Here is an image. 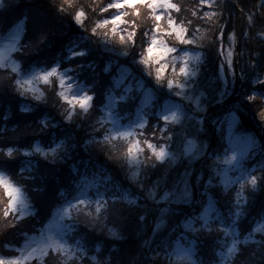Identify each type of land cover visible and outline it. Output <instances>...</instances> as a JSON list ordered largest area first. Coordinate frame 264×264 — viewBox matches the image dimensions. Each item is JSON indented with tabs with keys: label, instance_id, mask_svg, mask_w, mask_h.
<instances>
[{
	"label": "trees",
	"instance_id": "obj_1",
	"mask_svg": "<svg viewBox=\"0 0 264 264\" xmlns=\"http://www.w3.org/2000/svg\"><path fill=\"white\" fill-rule=\"evenodd\" d=\"M174 1L179 5V9H173L171 17L177 20V23L185 24L188 28L187 35L197 43L181 44L173 37L169 42L177 47L191 48L202 53L197 65L198 75L191 80L189 89L192 93L201 94L205 106L203 109H193L192 102H186V114L178 122H165L160 119L163 102L171 96L165 85L171 77L172 70L168 68L158 83L153 64L145 65L140 60L147 51L148 34L155 28L156 23L155 20L150 22L151 18L145 14L149 9L146 5H138L139 14L135 9H126V22H122L117 28L118 34L113 35L111 25L99 24L101 20L112 15L109 13L110 9L101 11L102 8H107L112 0H3L0 4V36L15 26L19 27L21 39L16 41L12 55L21 66L23 64L24 69L28 70L40 64L49 66L59 62L62 68L68 67L71 73L84 83L86 89L95 92L93 105L88 112H83L79 105H76L72 121L67 122L64 121L63 116L67 115L72 105L60 96L54 102L56 98L54 93L61 92L56 80H54L56 83L50 80V83H42L40 91L44 94L43 98L35 100L33 94L21 95L22 89L13 82L14 78H17L13 68L0 65L1 79L5 69L9 72L12 70L15 74V77H11V87L5 86L0 80V147L10 144L19 146L17 140L21 136L29 141L26 143L27 146L35 145L37 139H41L43 146L47 147L54 146L62 139L66 141V150L63 147L58 150L59 156L55 161L50 162L51 168L54 165L57 169L49 177L47 181L49 186L44 189V197L40 202L33 193L35 189L30 184L29 177H20L21 168H19L20 163L23 162L20 160L26 158L23 168L35 169V153L30 157L22 155L23 158L15 162L10 161V158L0 160V169L24 189L31 198L34 209L17 221L15 217L19 214L10 209L6 200L9 198L7 190L4 188L0 190V197L2 193L5 197L4 203L0 198V258L5 260L4 257L8 254L17 253L15 249L21 246L30 234L39 233L51 220L57 206L69 201L74 203L76 198H80L77 197V193L85 188L87 183V195L94 194L91 198L95 199L96 195L99 198L102 195L103 199L111 200V197L117 196L119 199L111 201L122 202L123 208L121 214H115L113 225H109L110 218L104 220L109 224L99 227L95 233L97 238L95 242L93 237L89 239V228L85 231V223L80 219H72L74 222L72 240L76 238L84 240L82 243L85 249V241L88 240L90 248L97 251L99 264H173L169 253L172 252L176 241L180 237L184 238L181 232L182 220L193 212L194 207H200L198 201L206 205L210 197L215 198L213 224L219 230L222 229L219 227V221L233 225L227 193L220 191L218 184H209L208 188L200 190L198 196H194L193 203L175 201L169 205L167 202L166 214L163 216L164 223L160 227L156 226L155 219L151 226L152 219L158 218V212L156 214L154 210L158 206V200L153 195L155 191L161 199L165 190L171 191L174 177L181 178V172L186 169L192 170L196 178L198 174L208 169L201 167V165L208 167L207 155L202 156L205 160L192 161L189 155H186L187 145L190 139L194 138L201 142V146L207 144L212 153L222 152L229 146L224 132L228 114L236 115L238 132L255 136L259 148L256 149L255 156L258 158L264 155V120L259 115L264 110V96H262L264 84L254 83L255 79L264 80V36L260 35L264 33V0H213L209 5H201L200 0ZM61 5H63L62 10ZM80 11L85 14L81 18L84 21L83 26L75 20L76 13ZM205 11L212 15L204 16ZM248 15L253 17L251 23L247 20ZM164 19L166 20L163 23L167 24L168 18L164 17L162 20ZM162 20L160 23L164 25ZM221 25L224 26L223 53L218 51L219 45L214 44L211 39L215 37ZM92 27H97L96 33L91 32ZM132 28L136 31L135 43L132 44L128 40L121 41L120 34L127 36ZM233 30L236 31V35L238 30V35L230 42L228 33ZM244 32L248 35L244 36ZM161 34L165 33L161 32ZM42 35L45 39L41 41ZM78 48L83 49V53L70 56L69 51H77ZM229 49L235 50L237 59V66L234 62L235 77L225 58V53ZM125 50L128 52L125 53ZM257 53L260 55L257 56ZM253 59L257 61L255 67L250 63ZM222 63L223 69L220 68ZM106 66H108L107 71H105ZM121 66L127 67L128 72L121 86L117 88L115 77L119 75ZM242 71L243 78L240 76ZM126 84L132 89L123 100L117 102V114L124 121L132 118L140 106L143 87L151 89L153 99L146 107V115L152 123L155 121L157 124L152 126L154 128L152 133L141 134L140 139L143 142L151 139L153 143H168L169 148L175 150L179 156L176 161L170 159L157 161L145 144V149L148 151L146 155L152 156L153 160L150 163H144L142 160L140 176L136 180L129 175L128 156L120 154L126 147L120 143L117 145L119 151L113 152L106 150V145L102 142L103 135L109 130V125L104 124L106 119L103 115L105 111L103 105L110 93L123 94ZM140 86L142 88H139ZM254 91L258 94L252 102L247 96ZM36 95H40V92ZM22 104L30 108L29 113L21 112ZM24 115L31 117L25 118ZM42 120L47 121L46 126L41 123ZM20 122L22 126L18 129L24 130L23 135L14 132L12 128ZM165 123L168 127L162 135L166 137L168 132H172V138L167 141H157L153 133L161 135L160 130ZM97 137L101 138V142H97ZM251 160L253 158L248 157L244 161ZM196 178H193V188L197 185V182L194 183ZM212 178H216L214 174ZM119 189H122L123 193L126 191V197L121 195ZM6 211L9 212L8 215H5ZM245 212V216L239 222V227L242 225V228L249 222L252 227L253 221L264 216V182L259 184L255 195H250ZM195 215L197 212L189 216ZM67 221L70 222L71 219L67 218ZM110 229H114L116 234H111ZM225 229L223 227L222 231ZM78 232L83 235L78 236ZM200 233L202 237L195 238V243L199 242L194 244L197 248L193 260L197 264H217L216 250L212 247L205 248L202 241L204 234L201 231ZM253 233L255 232L252 231L250 234ZM188 237L193 240L189 233ZM244 239L246 237L242 239L243 242ZM255 240L258 244H262L264 234L261 237L255 235ZM209 243L213 244L214 241L211 239ZM254 245L257 246V242ZM47 251L48 255L43 256L42 259L41 256H35L20 264H55L49 258L52 253H56L55 250ZM93 255L88 253L90 260L83 264H97V261L91 260ZM78 257L79 252H77ZM73 259L67 258V264H81ZM57 262L64 263L65 258L58 257ZM178 264H192V260ZM254 264H264V251Z\"/></svg>",
	"mask_w": 264,
	"mask_h": 264
},
{
	"label": "rangeland",
	"instance_id": "obj_2",
	"mask_svg": "<svg viewBox=\"0 0 264 264\" xmlns=\"http://www.w3.org/2000/svg\"><path fill=\"white\" fill-rule=\"evenodd\" d=\"M211 1H213V0H211ZM112 2H114V0H112ZM173 2L175 3L174 0H173ZM157 11L165 12V16L164 17H166V18L171 16V13H173V9H157ZM119 12H120L119 9L115 10L113 8V9L109 10V13H112L111 16L116 15ZM152 12H153L152 9H148L145 12V14L149 15V17L151 18L149 20L150 22H154V17L152 15ZM110 17H107V18H110ZM165 20L166 19L162 20V23ZM176 23H177V20H176ZM121 24L118 25V27H120ZM177 24H179V23H177ZM164 25L167 26V24H164ZM154 26H155V24H154ZM19 34H20L19 27L15 26L11 30H9L8 32H6L5 34H2L0 36V59H2V63H0V65H6L5 67H9L10 69H12L18 64L19 67H20V72L19 73L14 72L17 75L18 79H20L23 82V81L27 80L32 75L33 71L36 70V69H39V70L43 71V70H47L50 67L55 66L57 63L60 65L59 62H55V63H53V64H51L49 66H47L46 64H40V65H36V66H34V67H32L31 69H28V70L24 69L22 67L23 64L21 66L20 65L21 63L19 64L17 62V60L14 58V56L12 55V52L15 50V44H16V41H17L15 39V37L17 35H19ZM156 34L157 33H156V29L155 28L152 31L150 30V32L148 34L149 43H151L153 36L156 35ZM160 35L163 36L165 42L170 47L175 48L176 51L171 52L168 55L164 56L160 60L159 63L157 62V60L153 59L152 62H151V65L153 64L152 66L155 67V69L161 67V65H166V67L164 68V72L168 68H170L172 70V74H171L170 79L179 80L182 83L187 81L189 83V85H191V79H189L188 77H184L178 71V65H182L183 61L182 60L181 61H173L171 59V57L172 56H181L184 51H188L189 53L194 54L195 52H197V50L191 49V48H183L181 46L177 47L175 45H172L169 41H170L171 37H173L176 40L174 34H172V35L166 34L167 35L166 36L165 34L162 35L160 33ZM168 35H169V39H168ZM176 41H178V40H176ZM80 49L81 48H78L77 51H79ZM232 50L234 52L232 67L236 68L235 64L237 66V59H236V55H235V50L234 49H232ZM225 58H226V61H227L228 52L225 53ZM199 61H195V60H191L190 59V61H189L190 67H193V68H195L197 70V65H198ZM234 62H235V64H234ZM119 68H120L119 69V75L122 72L126 75V73L128 72L127 67L121 66ZM64 69L68 70L67 74H69L72 77V79L75 81V83H74L73 89H69V88L66 87V85L68 83H73V81H65V86L64 87H61L60 84H59V86L61 88V89L59 88L60 89L59 91H63L66 94H68L69 96H72V95L77 94V92L86 89V86L84 85V83L79 81L78 78L75 77L71 73V71L69 70L68 67L62 68L60 66V70L61 71H64ZM3 71H4L3 74H2L3 75V77H2L3 80L1 79V77H0V80H1V82H3V84L5 86L11 87V77H15V74L12 72V70L10 72L7 69H5ZM54 80H56L57 83H59V76L54 75L53 77L50 78V81L56 83ZM42 83H45V81L43 79H40V80L34 82L35 87H37L38 89H40V86H41ZM81 85H83V88L80 87ZM144 89L149 90L151 92L152 96H153V93H152L151 89L143 87V90ZM22 91L26 95H28V94L32 95L33 94L31 92V90H30V86H28V85H25L24 88L22 89ZM175 92L183 93V95H175ZM58 93L59 92H55L54 93L56 95V98L54 99V102H55L56 99L60 98ZM169 93H170L171 96H169L168 97L169 99H167V100H165L163 102L162 108L160 109V115L161 114H167L166 112L162 113L163 110H164L166 102H167V106H168L169 111H175L177 109V106H178L179 111H180V115H181V119L186 114V104H185L186 102H188V101L192 102L191 104H192V108L193 109H199V108L203 109L205 107L204 104L202 103L201 94L200 93L199 94L198 93H192L191 90L189 89V87L186 88V89H180L178 87V85L174 84L172 90L169 89ZM113 94L117 95V93H113ZM35 95H36V93H35ZM29 97L32 98L31 96H29ZM52 98H48V99H52ZM93 102H92V105H93ZM107 103H108V99H107L106 103L103 105V108H105ZM116 107H117V105H116ZM116 107L114 109V112H115V116L118 118V127H121V126L131 127L132 133L134 134L132 136V139H138V140L141 141L142 152L139 154V163L132 162L131 159L128 157V161H129L128 165H129V169H130L129 170V175L134 180H136L137 177L140 176L139 175L140 174V165L142 163V160H144V156L148 153L147 149H145L146 145L140 139V136H141V134H146V133H149V132L152 133L154 131V128L152 126L157 124V122L153 121V123H152L150 118H148V123L145 124L144 127H139L140 121H139L138 116H137V111H136L135 115L132 118H130L129 120L124 121L117 114ZM23 113H29V112H23ZM103 115L105 116V119H107V113L105 111L103 112ZM24 116H25V118H30L31 117L30 115H24ZM229 125H232V129H233V136H232L233 142L237 143L240 148L245 149V150L248 151L243 156V158H241V160H240L241 167L239 169H237L235 167L234 163L233 164H229L228 163V158L231 156V150H228V149L231 148L230 144L222 152L219 151V152H217L215 154V153L211 152V150L209 149V146H206L207 144H205L204 146H201V142L200 141L195 140L194 138H191L189 143H188V145H187V148H186V153H187L186 155H189V158L192 161L195 160V159H197V161H199V159L200 160H205L204 158H202V156L203 155H207V160H208L207 165H208V167L204 166V165H201V167L202 168H208V169L204 170V172H201L200 174H198L199 176H197V178H196V176L194 177V174H192L193 172L190 169H186L184 172L182 171L181 172V178H180V176L174 177L173 183H172V186H171V191L170 190H165V193H168L169 195L163 200L158 198L156 192L154 191L153 197H155L158 200V203H157L158 204V206H157L158 209L156 208L154 210L156 211V214L158 212V214H157L158 218H157V220H156V217L152 219L151 226L153 225L154 219L156 221V226L157 227H160V226L163 225V223H164L163 216L166 214V209H167L166 205L168 204L167 202H169V205L172 204L175 201H180V202H183V203L186 202L188 204H190L191 202L193 203L195 197L198 196V192L200 190H203L205 187L208 188L207 185H209V184H216V185L218 184L219 190L220 191L222 190V192L227 193L228 208H229V211L232 214V223L231 224H233V219H234V216H233V213H234V204H233L234 191H235V188H238V185L233 186L232 188L226 189L225 186L222 183H220V180L223 178V173L225 171H227L229 176H235V175H240L242 172H245V171H248V170H252L254 172H264V167H262V166H264V155L262 157H258V158L255 156L256 155L255 154L256 149L258 148V146H257L258 143H257L256 138H255L254 135H252L250 133H241V132H238L236 130V115L235 114H230V115L228 114L227 121H226V123L224 125V128H225L224 132H225V136H226V139H227L228 142H229V138H228ZM20 126H22L21 122L17 126H13L12 128H13L14 132L21 133L23 135L22 132L24 130L21 131V130L18 129ZM118 130L123 131L124 129H118ZM106 134L113 135V139L111 141H109L108 143H105V145H106L105 149L106 150L117 152V151H119V149L117 147L118 144L122 143L124 147H126L128 145V139H126L124 137L115 138V136H114V134L112 132V128L110 126H109V130L106 132ZM37 140L38 141H36L35 144H39V145L43 146L42 140L41 139H37ZM27 142H29V141L25 140L24 136L19 137L18 140H17V144L20 147H26L27 146L26 145ZM43 147L47 148V146H45V145ZM168 150L171 151L174 154V158L173 157H168L166 159H170V160L176 161L178 159V157H179L178 154L176 153V151L173 150L172 148H168ZM258 150H259V148H258ZM150 152H151V150H150ZM22 155L23 154H20V155L14 157V158H10V161L15 162V160L23 158ZM152 155L155 157L154 153H152ZM58 156H59V154L55 158H57ZM248 157L253 158V160L244 161ZM25 160H26V158H23L20 161L25 162ZM52 160H53V157L51 156V154L46 159V158L40 156L39 153H37V154L35 153L34 162L36 164V168L33 169V170L31 168L28 169V170L24 169V171L21 172V175H20V177H22V176L29 177L30 184L35 189V191L33 193L36 195V197H37L39 202L44 197V194H43L44 189L49 186V185H47L49 183V182L47 183L49 177L57 169V168H55L54 165H53V168H51L50 162ZM23 162L20 163L21 167H19V168H23L25 166V164H23ZM137 172H138V175L134 176L133 173H137ZM218 172H219L220 175L217 174ZM0 173H3V177L2 178H3V180L5 182H9V183H11L14 186L21 187L19 184L15 183L13 180H11L9 178V176L3 170L0 169ZM212 173L215 175V177L217 179L216 178L215 179L212 178L213 177ZM193 178H196V181L194 183L197 182L196 183L197 185L196 186L194 185V188H193V181H194ZM209 180H211V183H209ZM261 182H264V175H262L261 180L259 181V184ZM44 184H46V185L43 186L41 190H39V188L42 185H44ZM259 184H258V186H259ZM87 187H88V183L86 184V187L83 188V190H84V192L86 194L79 196L80 197L79 199L83 200L85 202L80 204V205H77L75 208H73L71 210L72 211V218H70L71 219L70 222L67 221V218H65V221H64V223L67 225V228L63 229L64 230V237L63 238L67 240L66 242L68 244L72 245V250L73 251H76L77 248L83 246L82 242H84V240L79 239V238H76V240H74V241L72 240V235H73L72 231L74 229L73 228L74 222H72V219L74 220L76 218L77 220L80 219L82 222H84L85 225H86L85 231H88V228H89V231H88L89 239L91 237H93V242H95L97 240V238L95 236L96 235L95 234L96 231L99 229V227H103L100 221H97L95 227H90L89 226V224L93 220H95L96 215L100 216V220L103 221V224H107V223L109 224L108 221H106V222L104 221V217L105 216L107 217V219L110 218L111 222H110L109 225H113V222L115 221V217H114L115 214L116 213L121 214V210L123 209L121 207L122 202H116V201L114 202V201H111L112 199L111 200H108V199L101 200L100 197L98 198V195H96L95 199L91 198V196H93L94 194L87 195V190H88ZM101 188L103 189V186ZM194 189H195V191H194ZM0 190H3L2 186H0ZM119 190H120V192L123 191L122 189H119ZM256 190H257V188L252 190L250 188V186H246L245 193H246V195L248 197V200H247V203L245 205L244 212L240 215L239 219L236 220L235 224L230 226V223H226L224 221H219L218 222L220 224L219 227L220 228L222 227V229H223V227L224 228H228L229 226L237 229L238 235H235V236L232 233H227L226 234L225 230L224 231H222V229L219 230V228L216 227L215 224H213L212 220L210 222V227H211L212 231H208L206 228H201L200 224L202 223V221L199 220V214L203 212L205 205L201 204V202L198 201L200 207L196 206L193 209V212H195V213L197 212V215L189 216L191 213H193V212H191L190 214L187 215V217H185L182 220L181 232L184 235L185 239L184 238L181 239V237H180V239H178L176 241L175 246L172 249V252H173V250H176V249H178L180 247L188 248L190 246L193 247L194 250H196L197 247L194 244H198L199 241H197L195 243V238H198V236H199V238L202 237L201 233H200V231H201L204 234L202 241H203V245L205 246V248L206 247L207 248L212 247L213 250H216V252H217V256H216L217 264H254V263H256V261L258 260L259 256L264 251L263 250L264 249V242H262V244H260V243L258 244V241H256L255 239L254 240H249L247 242H243L242 239L247 237L253 231L254 228H257V226H259L260 230L255 231V233H253L252 235L254 237H255V235L261 237L264 234V216L259 217L255 221H253L252 225H251L252 227H250V223L251 222L247 223L243 228H242V225L239 227L240 220H242L243 217L246 214L245 211L247 209V205H248V201L250 199V195H255V191ZM22 193H23L24 197L27 198V200H28L29 213H31L34 210L33 206H32L33 202L31 200V198L26 194V192L24 191L23 188H22ZM165 193H164V195H165ZM1 195H2V197H0V198H1L2 202L4 203V201H5L4 198L5 197L3 196V193ZM121 195L126 197V191H124V193L122 192ZM6 200H9V198H7ZM211 200H212V203H213L214 208H215V198H211ZM97 201H99V203L101 205H104V207H102L100 209L99 213L96 212ZM69 202H72V201H69ZM66 203H68V202H66ZM66 203H63V204L57 206L56 209H55V213L53 214L51 220L48 221V223L41 229V231L39 233L30 234L28 236V238L24 241V243L21 246H19L17 249H15L17 251V253L8 254L7 256L4 257L5 260L9 261L13 257H20L21 258L20 259V263H22V262H24V261H26L28 259L34 258L35 256H41L40 254L45 250L44 249V245L49 243V238L50 237H54V238H57V239L59 238L57 233H58V231H60L62 229V225H58L56 223V220L58 219V217H57V209L60 206L66 204ZM13 210L17 211L16 209H13ZM18 214H19V212H18ZM189 218L195 219L197 221V223L195 225L196 228L198 229L197 232H192L190 229H186L185 224H186V222L189 221ZM221 225H223V226H221ZM91 228L93 230H91ZM188 233L192 235L194 241L191 238L188 237ZM70 234H71V237H70ZM77 235L78 236H82L83 234L78 232ZM234 238L240 241V243L237 245V247L239 248V251L238 252H234L233 254H229L227 250H228L229 247H231L232 240ZM211 239L214 241L213 244L209 243V240H211ZM216 241H217V243H216ZM61 242L64 243L65 241H61ZM75 242H77V243L79 242V243L77 244ZM255 242H257V246L254 245ZM85 246H86L85 250L89 254H94V255L97 256V253H96L97 251L94 248H90L88 240L85 241ZM33 249H36V251L33 252L32 251ZM30 253H31V255H30ZM88 253H87V256L83 257V262H86V261L90 260V258L88 257ZM195 254H196V251H194L193 256H195ZM79 256H80V253H79ZM24 257H28V259H24ZM58 257L65 258V260H67V258H68L63 250H61L60 252L52 253L49 256V258L52 261H54L55 264L56 263L57 264L58 263L64 264V263H61V262H57V258ZM73 260H76V261L80 262V259H78V258H74ZM185 260H188V259L187 258H183L180 261H177L176 260V255H174V254L171 255V262L173 264L183 263Z\"/></svg>",
	"mask_w": 264,
	"mask_h": 264
},
{
	"label": "snow or ice",
	"instance_id": "obj_3",
	"mask_svg": "<svg viewBox=\"0 0 264 264\" xmlns=\"http://www.w3.org/2000/svg\"><path fill=\"white\" fill-rule=\"evenodd\" d=\"M3 3V0H0V4ZM201 5H209L211 4V0H200ZM138 5H146L149 9H152V15L154 17V20L156 21L155 23V29H156V35L153 36L152 42L148 44L147 47V52L145 55L140 57V60L143 62L145 65H150L152 62V53L159 51L162 53L163 56L168 55L171 52L176 51L175 48L170 47L164 40L163 36L160 35L161 32L165 34H174L176 40H178L181 44H196L197 41L194 39H191L187 33H188V28L185 24H177L176 21L169 16L167 19V26H164L160 23V21L163 19L165 16V12L163 11H157V9H179V5L173 2V0H114V2L109 3L107 5V8H102L101 11H107L108 9H119L120 12L116 15L111 16L110 18L103 19L99 22L101 26H107L111 25V32L113 35H117L118 31V25H120L122 22L125 21V16L127 15V12L125 11L126 9L132 8L135 9L136 13L139 14V7ZM61 10L63 9V5L60 6ZM84 12L80 11L77 12L75 15V20L83 26L84 21L81 19L84 16ZM212 13L205 11L204 16H210ZM247 20L249 23L252 22L253 17L252 15H248ZM134 23V21H133ZM92 33L97 32V27H92L91 28ZM244 36H247L248 33L244 32ZM261 36H264V33H260ZM228 37L230 42L235 40L236 37V31L233 30L232 32L228 33ZM223 38H224V26L221 25L217 34L215 37L211 38L212 42L214 44H218V51L223 53L224 51V44H223ZM17 41L21 39L20 35H17L15 37ZM45 39V36H41L40 40L42 41ZM136 39V31L134 28L130 29L127 36L124 34H120V40L121 41H130L132 44L135 43ZM39 43V41H37ZM235 45L233 44V47ZM21 51L23 50L22 48L20 49ZM83 49H80L79 51H74L70 50L69 54L70 56H77L83 53ZM128 51L125 50V53ZM257 56L260 54L257 53ZM233 56L234 52L232 49H229L228 51V59H227V64L229 69L232 72L233 77H235V68L232 67L233 65ZM179 59L183 60L184 63L179 67V73L183 76H191L195 77L197 75V70L193 67H190L189 61L195 60L199 61L202 58V53L197 51L194 54L189 53L188 51H184L181 56L178 57ZM0 63H2V59H0ZM252 67H255L257 65V61L255 59L250 61ZM220 68H224V64L222 63L220 65ZM108 70V66L105 67V71ZM68 71L67 69H64L62 72L60 70V65L57 63L55 66L48 68L47 70H39L36 69L33 71L32 75L25 81H21L18 78H14L13 82L19 86L20 89H23L25 85L30 86L31 92L34 94V99L35 100H41L43 98V92L40 91L37 87H35V84L32 83L33 81H38L40 79H43L44 81H49L51 77L54 75L59 76L60 82L63 83L64 81V72ZM13 72L19 73L20 72V67L17 64L13 68ZM164 75V70H160L159 68L156 69L155 72V77L157 82H160L161 77ZM124 76L125 74L122 72L119 76L115 77V86L119 88L124 81ZM240 76L243 78L244 73L243 71L241 72ZM225 81H227V77H225ZM255 84H264V80L260 79H255L254 80ZM179 85L180 88H184L185 85L184 83L180 82L179 80H174V79H168L167 80V85L169 88H173V85ZM83 88V85L80 86ZM89 88L91 87L90 85L88 86ZM139 88H142L140 86ZM131 87L128 86L127 84L124 85V94L121 95H116L113 93H110L108 96V103L105 106V112L107 113V119L104 121V124L109 125L112 128V132L114 136L116 137H124L128 139V149L126 152L120 153L121 155H126L128 156L132 162L139 163V151H140V141L138 139H132L133 133L131 130V127L127 126H121L118 127V118L115 116L114 109L117 105V102L123 100L125 98V95L131 91ZM40 92V95H35V93ZM24 92H21V95H23ZM257 92H252L251 95L247 96V99L249 101L254 102L256 97H257ZM61 95L64 96V98L67 100L69 98L68 94L65 92H62ZM83 102H82V107L86 109H90L92 107V102L93 98L92 96L87 93L83 92ZM177 95H183V93L178 92ZM261 95V94H260ZM264 96V95H262ZM153 99V96L149 90L144 89L143 90V95L140 99V106L137 109V116L140 121L139 127H144L145 124L148 123V116L146 115V107L151 104ZM20 110L21 112H28L30 111V108L26 107L25 105H20ZM166 112L167 114H161L163 117L164 121H173V122H178L181 120V115L179 108L177 106V109L175 111H169L167 102L165 103V107L162 113ZM260 118L264 120V110H262L260 113ZM67 119H71V117L66 116ZM42 124H45L47 121L42 120ZM104 124L101 125V127L104 126ZM118 129H124L123 131H120ZM233 136V129L232 125H229L228 128V138H229V144L231 145V148L228 150H231V156L228 158V163L229 164H235V167L239 169L241 167L240 160L243 158V156L248 152L245 149H242L239 147L237 143H234L232 140ZM113 139V135L110 134H105L102 137V142L106 143L109 142ZM97 142H101V138H96ZM86 143H91V141H86ZM149 146L152 148L153 153L155 154V157L157 160H162L164 161L168 157H173L174 154L168 150V148L165 147H157L154 143L149 142ZM64 148L66 150V141L65 140H60L58 144L55 145V147H43L39 144H35L32 146H26V147H19L17 145H7L4 147H0V160L2 159H9V158H14L20 154H23L24 156H32L34 153H39L40 156L44 158H48V156L51 154L53 157L52 161H55V157L58 155V150L61 148ZM227 151V150H226ZM62 158V157H61ZM264 167V166H262ZM21 172L24 171V168L20 169ZM218 175L219 172L217 173ZM0 175H3V173H0ZM134 176L138 175L137 173H133ZM262 175H264V172H254L252 170H248L245 172H242L240 175H235V176H229L228 172L225 171L223 173V178L220 180V183H222L226 189L232 188L233 186L238 185V188H235L234 191V219H233V224H235L236 220L239 219L240 215L244 212L245 210V205L247 203L248 197L245 193V188L246 186H250L252 190L256 189L258 187L259 181L261 180ZM209 183H211V180H209ZM6 185L11 189L8 193L9 197V206L10 209H16L19 212V215L15 217L17 221L25 217L26 215L29 214V204L27 198L24 197L22 193V188L19 186H14L9 182H6ZM86 193L84 192L83 189H80V191L77 193V197L80 195H85ZM169 194L165 193L161 199H165ZM100 199L103 200V196H100ZM112 200H117L119 197L113 196L111 197ZM85 201L80 200L79 198L75 199V203L68 202L62 206H60L57 209V217L58 219L56 220V223L58 225H62V229L58 231L57 235L59 238H54L50 237L49 238V243L44 245V251L40 254L41 259L43 256L48 255V249H54L56 252H60L61 250L64 251V253L67 255L69 259L71 258H77V252L80 253V256L78 259H80L81 264H83V257L87 256V251L83 246L77 248L76 251L72 250V245L68 244L66 239H64V230L67 228V225L64 223L65 218H72V209L75 208L77 205H80L84 203ZM104 207V205H101L99 201H97V209L96 212L99 213L100 209ZM215 211L214 205L212 203L211 197L209 198L208 203L204 206V210L202 213L199 214V220L202 221L200 224L201 228H206L208 231H212L210 227V222L212 220V213ZM9 212L6 211L5 215H8ZM107 217H104V220H106ZM97 221H100L101 224L103 225V221L100 220V216L96 215L95 220H93L89 226L90 227H95ZM196 223L197 221L195 219L189 218V221L186 222L185 227L186 229H190L192 232H197L198 229L196 228ZM223 226V225H221ZM260 230L259 226L257 228L253 229V232ZM226 234L227 233H232L234 236L238 235L237 229L233 227H228L225 229ZM110 233L115 235V230L110 229ZM255 237L252 234H249L245 242L248 240H254ZM61 241H65L62 243ZM79 243V242H78ZM240 243L239 240L233 239L231 247L228 248V253L233 254L234 252H238L239 248L237 245ZM33 252L36 251V249L32 250ZM194 248L193 247H188V248H183L180 247L176 250H173L172 253H169V255H176V260L180 261L183 258H187L188 260H192V264H197L195 260H193V253H194ZM31 255V253H30ZM20 257H13L9 261H5L3 258H0V264H20ZM24 259H28V257H24ZM92 261H97V264H99V261L97 260V256L93 255L91 256ZM64 264H67V260H65Z\"/></svg>",
	"mask_w": 264,
	"mask_h": 264
},
{
	"label": "clouds",
	"instance_id": "obj_4",
	"mask_svg": "<svg viewBox=\"0 0 264 264\" xmlns=\"http://www.w3.org/2000/svg\"><path fill=\"white\" fill-rule=\"evenodd\" d=\"M151 42H152V41H151ZM147 47H148V46H147ZM163 57H164V56H163L162 53L159 51V49H157V51H155V52L152 53V60H153V59H154V60H157L158 63L160 62V60H161ZM178 57H179V56H172L171 59H172L173 61H181V59H179ZM182 61H183V60H182ZM183 63H184V61H183ZM183 63H182V64H183ZM180 66H181V65H178V71H179V67H180ZM165 67H166V65H161V67H159V69H160V70H164ZM62 72H63V71H62ZM67 72H68V71L64 72V81H63V83H61V82H60V79H59V84H60L61 87H64V86H65V81H73V83H68V84L66 85L67 88H69V89H73V86H74L75 81L72 79V77H71L69 74H67ZM197 75H198V72H197ZM197 75H196L195 77H191V76H184V77H188L189 79L194 80V79L197 77ZM34 82H35V81H33L32 83H34ZM45 82H49V83H50V81H45ZM184 85H185L184 88H180L179 85H178V87H179L180 89H186V88L190 87V85H189V83H188L187 81L184 82ZM165 86H166L168 89L172 90V88H169L167 84H166ZM62 92H63V91L59 92L58 95H59L60 97H62V99H63L64 101L70 102L71 105H72L71 110L67 111V115H64V116H63L64 121H67V122H71V121H72L73 114H74L75 111H76V105H79V107L83 110V112H85V113L88 112V109L83 108V107L81 106V105H82V102H83V99H84V98H83V95H82L83 92H87V93H89V94L92 96L93 101H94V97H95V92H94V91H89L88 89H84V90H82V91L77 92V94H75V95H72V96H69V95H68L69 98L66 100V99L64 98V96L61 95ZM177 93H178V92H175V95H177ZM66 116L71 117V119H67ZM160 119L163 120V117L160 116ZM163 121H164V120H163ZM165 122H167V121H165ZM167 127H168V124L165 123L164 126H163V128L160 130V131H161V135H157L156 133H153V136L155 137V139H156L157 141H167V140H171V138H172V132H168V134H167L166 137L162 135L163 131H164L165 129H167ZM133 135H134V134H133ZM115 138H120V137H116V136H115ZM139 141H140V140H139ZM149 142H152V143H153V141H152L151 139H149L148 141H145L144 143L147 145V148L150 149L151 152L153 153L152 148L149 146ZM58 143H59V142H58ZM58 143H56V144H58ZM56 144H55V145H56ZM154 144H155L157 147H165V148H169V144H168V143H165V142L154 143ZM55 145H54L53 147H55ZM140 145H141V141H140ZM127 149H128V145L126 146L124 152H126ZM141 152H142V148L140 147L139 154H140ZM138 159H139V156H138ZM154 159L157 160L156 157H154ZM152 160H153V157H152V156H150V155H145V156H144V161H143V162H144V163H150ZM157 161H162V160H157ZM2 177H3V175H0V186H2L4 189L7 190V196H8V193H9V191H11V189L6 185V182L3 180ZM8 203H9V200H8Z\"/></svg>",
	"mask_w": 264,
	"mask_h": 264
},
{
	"label": "water",
	"instance_id": "obj_5",
	"mask_svg": "<svg viewBox=\"0 0 264 264\" xmlns=\"http://www.w3.org/2000/svg\"><path fill=\"white\" fill-rule=\"evenodd\" d=\"M237 35H238V30H237ZM237 35H236V38H237Z\"/></svg>",
	"mask_w": 264,
	"mask_h": 264
}]
</instances>
